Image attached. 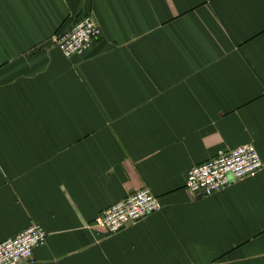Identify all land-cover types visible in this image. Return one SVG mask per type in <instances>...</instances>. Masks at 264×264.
<instances>
[{
	"label": "crops",
	"instance_id": "0c3cea01",
	"mask_svg": "<svg viewBox=\"0 0 264 264\" xmlns=\"http://www.w3.org/2000/svg\"><path fill=\"white\" fill-rule=\"evenodd\" d=\"M88 16L101 38L65 58ZM244 145L264 163V0H0V243L42 226L32 264H264V170L186 188ZM143 189L161 212L97 225Z\"/></svg>",
	"mask_w": 264,
	"mask_h": 264
},
{
	"label": "built area",
	"instance_id": "2783aa9c",
	"mask_svg": "<svg viewBox=\"0 0 264 264\" xmlns=\"http://www.w3.org/2000/svg\"><path fill=\"white\" fill-rule=\"evenodd\" d=\"M102 31L93 16L85 17L70 29L54 35L55 47L67 59L82 57L90 51ZM254 145L220 152L215 158L194 167L188 174L186 188L199 197H211L264 170V163ZM162 203L151 190H140L104 210L96 223L115 235L128 225L162 211ZM48 233L38 225L13 239L0 243V264L34 263V252L45 245Z\"/></svg>",
	"mask_w": 264,
	"mask_h": 264
}]
</instances>
